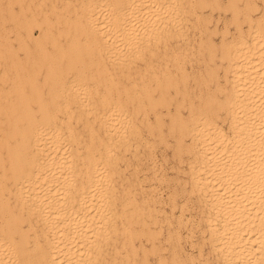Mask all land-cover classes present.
<instances>
[{
    "label": "bare ground",
    "instance_id": "obj_1",
    "mask_svg": "<svg viewBox=\"0 0 264 264\" xmlns=\"http://www.w3.org/2000/svg\"><path fill=\"white\" fill-rule=\"evenodd\" d=\"M16 2L22 58L13 53L0 86V264H101L117 233L133 251L156 222L155 205L123 183L120 161L146 143L140 126L150 124L138 116L149 109L158 121L156 106L177 91L175 71L183 78L178 50L160 42L179 32L183 9H173L179 0ZM249 35L221 48L224 87H213L222 97L188 103L187 118L169 126L190 157L191 190L222 264H264V27Z\"/></svg>",
    "mask_w": 264,
    "mask_h": 264
},
{
    "label": "rangeland",
    "instance_id": "obj_2",
    "mask_svg": "<svg viewBox=\"0 0 264 264\" xmlns=\"http://www.w3.org/2000/svg\"><path fill=\"white\" fill-rule=\"evenodd\" d=\"M179 1V6L173 8L174 10H178V7L179 9H183L182 17L184 20L181 22L178 21L180 23L177 28L179 34L174 32V26V28L170 26L171 28L168 29L169 32L167 31L164 34V38H161L160 42L168 44L169 50L172 49L174 52L178 50L176 54L180 55L179 60L182 66L183 78L180 79V72L175 71V76L177 75V78H175L176 80L179 79L176 84L177 86H175L177 91L174 88H169L167 90L169 95H166V102L156 106L155 109L159 113L158 121L155 120L152 111L149 109L146 111L147 113L145 112V115L141 113L138 116L140 119L143 117L144 121L147 120L150 124L148 128L146 127L147 129L140 126L141 136L146 143L138 146L136 155L132 156L126 151L125 158L120 161L122 164L127 162L123 166L125 170L121 175V179L124 181L123 183L126 186L128 185L132 192L134 191L132 196L135 200L140 197V201L143 199L148 202L147 204L151 206L155 205L156 211H159L158 213L155 212L158 219L156 218L155 223H147L148 226L151 224L150 233L139 234L140 236L132 239L135 249L133 251L126 250V248L120 246L122 245L124 236H120L121 234L117 233L113 237V240L109 242V245L104 247L105 254L101 264H132L134 262V264H222L214 252H211L209 249L206 224H204L205 220L202 217L205 211L203 205L196 199V193L191 190L192 183H190L188 173L190 157L187 155L188 152L186 150H178V136L175 137L178 134L177 132H174L175 134L171 132L169 126L171 127V120L173 118L178 116H181L184 120L187 118V111H189L187 109L189 108L187 107L188 103L191 104L193 102L192 104L196 107L207 96H212L213 98L219 97L218 99L222 97L223 91L221 93L213 87L216 81L218 84L220 83V86L224 87L222 65H220L221 60L219 59L221 48L225 42L235 40L238 34L244 36V39H250L249 34L251 29H254L256 26L260 28L264 27V0ZM42 5L41 7L43 9L49 7L47 1ZM18 9L16 0H0V74L2 70L7 75L0 79L1 87L8 85L10 77L13 74L9 62L14 61V54L22 58V53L17 48L18 39L16 37L18 34L17 19L20 16ZM178 11L182 10L180 9ZM34 33L35 35L39 34L37 29H35ZM43 41L44 39L42 40L41 38L42 43H44ZM9 52L11 55L14 53L13 56ZM171 54L166 56V62L169 68H172V64L174 63ZM209 54L213 57L212 62H209ZM174 56L176 57V55ZM169 60L171 61L169 62ZM134 62V66L139 67L141 65V62L138 60ZM164 62L165 59L163 60ZM107 67L109 70L111 69V65ZM134 74L132 75L134 76ZM98 85L101 88V85ZM182 97L184 98L182 100L184 103L181 100V102H178ZM176 105H179V107L175 108ZM215 108L218 109L215 110ZM213 110L216 111V113L213 112L214 122L217 125L219 124L218 126L223 130L227 131V119L224 117L223 110L219 107H214ZM223 119L226 121L225 123ZM159 134H161V137L158 136ZM187 140V138L182 140V142H185H183V148L189 144ZM126 158H128V161ZM131 167L133 168L129 169ZM118 191L119 188L117 189ZM138 199L137 201L139 202ZM157 201L161 204L157 205ZM151 202L155 203L152 204ZM160 217L162 218L160 219ZM113 246H115L114 249ZM128 257L129 259H127ZM124 258L125 260H123ZM128 260L129 263L127 262Z\"/></svg>",
    "mask_w": 264,
    "mask_h": 264
}]
</instances>
